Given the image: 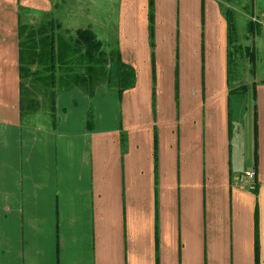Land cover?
I'll use <instances>...</instances> for the list:
<instances>
[{
	"label": "crops",
	"instance_id": "obj_1",
	"mask_svg": "<svg viewBox=\"0 0 264 264\" xmlns=\"http://www.w3.org/2000/svg\"><path fill=\"white\" fill-rule=\"evenodd\" d=\"M56 3L0 0V264H264V80L245 156L219 1L155 0L152 47L149 0H116L134 85L58 91L54 120L21 113L19 26Z\"/></svg>",
	"mask_w": 264,
	"mask_h": 264
},
{
	"label": "trees",
	"instance_id": "obj_2",
	"mask_svg": "<svg viewBox=\"0 0 264 264\" xmlns=\"http://www.w3.org/2000/svg\"><path fill=\"white\" fill-rule=\"evenodd\" d=\"M224 13L228 24V85L231 87L230 93L243 92L247 90V85L234 87L232 78V65L235 54V49L232 46L235 30L234 12L227 9ZM154 19L155 0H149L152 47H154ZM55 29H62L60 21L55 23L50 20L47 24L40 25L38 28L32 27L31 31H28L27 24L20 22L21 113L35 110L37 99L32 96V91L37 87L43 91L44 98L49 99L50 110L55 120V100L58 91L77 86L86 90L89 96L92 97L99 85L103 83L111 84L113 79H115L120 93L134 85L136 78L134 67L122 60L120 51L117 48L113 47L110 52L103 50L102 42L97 40L94 31L90 27L78 28L75 36L71 35V31L67 28L62 30L64 34H57ZM152 56L154 62V54ZM77 67L81 68L76 70ZM176 77L178 83V74H176ZM87 121L89 126L92 127V106L88 110ZM255 134H257L256 121ZM122 142L124 145L125 136L122 137ZM254 191L256 193L257 189Z\"/></svg>",
	"mask_w": 264,
	"mask_h": 264
},
{
	"label": "rangeland",
	"instance_id": "obj_3",
	"mask_svg": "<svg viewBox=\"0 0 264 264\" xmlns=\"http://www.w3.org/2000/svg\"><path fill=\"white\" fill-rule=\"evenodd\" d=\"M223 12L231 9L234 12L235 30L233 33V49H235L232 78L233 86L254 85L264 80V0H218ZM62 6V9L60 7ZM116 9V0H57L52 16L39 15L25 17L28 31L32 27L38 28L47 24L52 18L56 23H62V29H55L56 33L64 34L69 29L71 35H76L78 27H90L97 40L102 42V49L110 52L115 46L113 33V15ZM75 27V28H71ZM49 29V27H47ZM61 28V27H60ZM66 34V33H65ZM81 67H77L79 70ZM103 79V78H102ZM37 87L36 85H32ZM34 88L32 96L37 99L35 110L25 111L27 114L50 113L49 99L44 98L41 89ZM90 101H92L90 99ZM232 117L236 133L240 134L245 143V156L251 139L250 126L253 120L255 98L252 90L245 93H234L231 96ZM94 112V103H92ZM114 110L119 113V103L116 100ZM235 150V143H234ZM244 158L242 159V162ZM244 173V172H243ZM242 174V173H241Z\"/></svg>",
	"mask_w": 264,
	"mask_h": 264
},
{
	"label": "built area",
	"instance_id": "obj_4",
	"mask_svg": "<svg viewBox=\"0 0 264 264\" xmlns=\"http://www.w3.org/2000/svg\"><path fill=\"white\" fill-rule=\"evenodd\" d=\"M240 185H246L248 189L254 191L257 189V170L251 169L239 175L237 178Z\"/></svg>",
	"mask_w": 264,
	"mask_h": 264
}]
</instances>
